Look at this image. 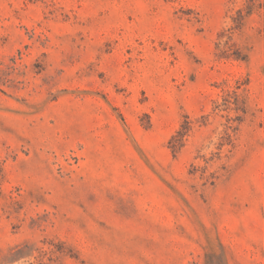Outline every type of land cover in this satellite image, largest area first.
Here are the masks:
<instances>
[{
  "label": "rangeland",
  "instance_id": "obj_1",
  "mask_svg": "<svg viewBox=\"0 0 264 264\" xmlns=\"http://www.w3.org/2000/svg\"><path fill=\"white\" fill-rule=\"evenodd\" d=\"M0 264H264V0H0Z\"/></svg>",
  "mask_w": 264,
  "mask_h": 264
},
{
  "label": "trees",
  "instance_id": "obj_2",
  "mask_svg": "<svg viewBox=\"0 0 264 264\" xmlns=\"http://www.w3.org/2000/svg\"><path fill=\"white\" fill-rule=\"evenodd\" d=\"M185 130H186V129H185ZM185 132H186V131H184V132H179L178 135H177L178 138H175V139L180 141V140L183 138Z\"/></svg>",
  "mask_w": 264,
  "mask_h": 264
}]
</instances>
